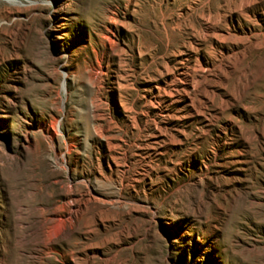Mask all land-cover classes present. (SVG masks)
Returning <instances> with one entry per match:
<instances>
[{
    "label": "rangeland",
    "instance_id": "obj_1",
    "mask_svg": "<svg viewBox=\"0 0 264 264\" xmlns=\"http://www.w3.org/2000/svg\"><path fill=\"white\" fill-rule=\"evenodd\" d=\"M0 264H264V0H0Z\"/></svg>",
    "mask_w": 264,
    "mask_h": 264
},
{
    "label": "bare ground",
    "instance_id": "obj_2",
    "mask_svg": "<svg viewBox=\"0 0 264 264\" xmlns=\"http://www.w3.org/2000/svg\"><path fill=\"white\" fill-rule=\"evenodd\" d=\"M210 31H211V30H210ZM212 33H213V32H212ZM204 35H205V34H204ZM219 37H220V36H219ZM226 58H227V57H226ZM221 63H222V62H221ZM228 65H229V64H228ZM180 66H181V65H180ZM205 66H206V65H205ZM220 66H221V65H220ZM220 66H219V67H220ZM188 67H189V66H188ZM221 67H222V66H221ZM211 70H212V69H211ZM184 71H185V70H184ZM184 71H183L182 73H180V78H179V79H181L182 82H185V83H186V81H187L186 76H187V75H186V73H185ZM222 71H223V70H222ZM213 72H214V71H213ZM213 72H212V73H213ZM215 72H216V71H215ZM187 74H188V73H187ZM175 79H176V78H175ZM189 79H190V78H189ZM192 82H193V81H192ZM191 84H192V83H191ZM193 84H194V83H193ZM193 84H192V85H193ZM196 84H197V83H196ZM194 85H195V84H194ZM188 87H189V86H188ZM193 88H194V87H193ZM196 88H197V87H196ZM185 89H188V88H184L183 91H185ZM186 91H187V90H186ZM186 91H185V92H186ZM181 92H182V91H181ZM188 93H189V92H188ZM186 94H187V93H186ZM192 101H193V100H192ZM191 104H192V103H191ZM193 114H194V113H193Z\"/></svg>",
    "mask_w": 264,
    "mask_h": 264
}]
</instances>
